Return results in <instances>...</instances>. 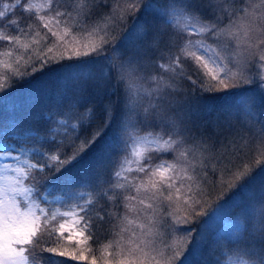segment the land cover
<instances>
[{
	"label": "snow or ice",
	"instance_id": "snow-or-ice-1",
	"mask_svg": "<svg viewBox=\"0 0 264 264\" xmlns=\"http://www.w3.org/2000/svg\"><path fill=\"white\" fill-rule=\"evenodd\" d=\"M107 2L0 3V44L12 49L0 53L8 58L0 59L4 70L0 75V109L8 101L15 110V102L10 99L13 91L34 74L48 71L59 73L57 78L64 82L55 115L68 119L59 123L78 121L72 127L74 136L65 134L62 141L54 136L41 137L43 143L32 148L8 143L7 126L0 125V161H4L0 163V264L88 261L83 251L69 252L64 244L73 242L74 236L80 238L74 241L77 247L94 239L98 243L97 230L111 223L117 215L113 209L122 203L132 212L137 211V204L145 214L149 209L155 212L153 203L138 199L142 192L153 202L179 207L185 187L183 204L191 208L199 231L194 234L191 227H186L192 221L175 212H168L159 223L149 216V225H138L140 235L133 231L127 240L120 235L115 241L116 264H193L205 245L211 264H264V183L256 190L252 187L257 173L264 174V164L237 174L235 182L212 204L193 199L192 184L184 183L194 182L188 172L196 169L187 159L190 149L184 145L198 138L200 117L216 110L213 101H222L225 117L242 116L249 130L259 126L257 130L264 138V23L257 24L264 13L248 0H241L242 6L231 12L227 6L236 0H136L128 12L135 16L140 5L145 17L151 19L136 20L121 37L105 39L104 29L97 25L88 30L87 26L96 10ZM16 9L36 17L46 29L45 39L49 35L53 38L51 46L38 50L39 32L13 19ZM42 10L46 14H39ZM236 11L248 18L240 27L232 20ZM70 19L77 21L82 36H97L99 43L89 39L80 45L72 26H61ZM32 33L35 35L26 42ZM230 44L237 49L235 53ZM81 47L87 51H81ZM28 53L35 58L26 60ZM165 60L168 62L161 63ZM252 61L256 71L247 75ZM153 64L169 74L168 78L151 74L148 69ZM230 64L245 71H233ZM185 81L191 84V90L181 86ZM90 88L97 95L115 99L99 106L92 104ZM79 107H85L86 115L77 111ZM48 115L45 124L53 122V114ZM129 154L140 158L134 170L125 167ZM166 156L172 161L164 159ZM132 171L136 175L130 180L127 173ZM121 180L124 183H118ZM80 188L89 191L79 192ZM132 188L135 195L124 194ZM57 204L68 210L61 212ZM159 228L184 235L159 248ZM126 231L121 228V233ZM111 246L110 242L105 248ZM91 264H97L95 256ZM105 264H111L106 257Z\"/></svg>",
	"mask_w": 264,
	"mask_h": 264
},
{
	"label": "trees",
	"instance_id": "trees-1",
	"mask_svg": "<svg viewBox=\"0 0 264 264\" xmlns=\"http://www.w3.org/2000/svg\"><path fill=\"white\" fill-rule=\"evenodd\" d=\"M125 3L128 4V7L134 3H136V0H124ZM15 0H0V3H14ZM36 3H42L43 0H34ZM73 0H66V3H72ZM158 2L163 3V0H158ZM110 9V0H108L106 5L101 6L96 10L95 16L90 20V22H98L103 16L109 14L108 11ZM139 11L133 16L130 14L131 19L135 18L136 20H140L143 14L142 6L138 5ZM39 14L43 15L46 14V10H42ZM73 17H75L76 13H72ZM237 16V13L235 14ZM233 16V17H235ZM13 19H20L23 24H30L33 29H35L36 32H39V37L41 43L39 45V49L44 48L46 45L49 46L51 43H53V38L49 35L45 39V32L46 29L42 28L39 21L36 19L34 15L31 14H25L22 13L19 9H16L15 14L12 17ZM130 19V20H131ZM151 18L149 17V20ZM225 24L228 23V19L225 18L224 21ZM77 21L70 19L68 20L67 24H64L62 22V27H68L72 26V33L74 36H76L77 41L80 45H83V42H81V29H79L77 26ZM224 25H220V27H223ZM55 30V29H54ZM125 33V31H124ZM16 34V33H12ZM35 33H32L29 36L28 41L30 42L32 36H34ZM116 37L115 32H111L108 38ZM23 38V37H22ZM37 38V37H36ZM198 38V37H194ZM209 44L214 45V41L208 40ZM34 47H36L34 45ZM85 47H81V51H85ZM12 50L11 47L7 44H0V53L6 52ZM15 54V52H14ZM70 54V53H68ZM30 53H28L26 56L29 57ZM153 58H155L154 53L150 54ZM35 57H31V59H34ZM0 59L7 60L8 58L6 56H0ZM168 61H161V63H167ZM230 67L231 64L229 65ZM187 67V66H186ZM148 71L151 74H155L157 76H164L165 79L168 78L169 74H166L161 69L155 67V65H150ZM192 69H189V72H191ZM4 70L0 68V75L4 74ZM59 73H51L48 71H43L40 73L34 74V76L30 79L29 82H26L22 85H20L16 90L13 91L12 97L10 98L12 101L15 102V110H13L12 104L6 101L5 105L2 109H0V125L7 126L6 131L9 134L8 143L14 144L17 147H20L21 145H25L28 148L32 147H38L40 143H43L42 140H40L41 137H55L57 141H62L65 139V134H67L68 137H72L75 135V133L72 131L73 125L78 124L77 120H68L67 125H61L59 123L60 120H67V116H56L55 113L57 111L56 108V101L60 96V93L63 91L64 88V82L59 80L58 77ZM194 80L197 79L196 75H193L192 77ZM146 87L149 85L145 84ZM183 88L187 90H191L192 86L187 81L183 82L181 85ZM89 92H92V98L90 103L96 104V105H102L103 103H107L109 99L115 98L109 97L107 95H97L91 88L88 89ZM71 103V102H69ZM217 105L216 110L211 112V116L209 114H204L200 117V120L202 123H207L205 126H201L199 130L197 131V139L195 141H192L193 144L196 146L198 142H212L213 139L216 140L217 138L224 137L227 132H229L228 128H224V121H226L227 118L225 117V114L221 111L220 105L222 101H213ZM67 111V109H65ZM78 112L85 114V107H79L77 109ZM52 113V119L53 122L50 124H45V121L49 118V113ZM204 121V122H203ZM207 121V122H205ZM231 125V122L229 123ZM230 132L235 129L233 125L231 126ZM54 130V131H53ZM203 134L202 139L200 138V134ZM232 134V133H231ZM229 136L226 137V140L224 141V144H227ZM216 142V141H215ZM226 148L223 147L222 150ZM230 150H227L225 152H229ZM232 153V152H231ZM218 155V154H217ZM159 157L156 158L158 161ZM164 159H168L172 161L171 156H166ZM219 161H222L219 160ZM140 162V158L135 157L132 154L128 155V162L125 164V167L135 169L138 166V163ZM52 175V174H50ZM128 178L131 180L136 173L134 171L127 173ZM188 175H191L194 177V182H190L185 180V186L187 184L191 183L193 188V199L201 200V201H207V204H212L214 201H216L219 193V188L216 187V183L213 182L215 180H211V182L207 179L206 176L203 175V173H198L193 170H189ZM54 178V176H53ZM143 178V177H141ZM262 183H264L263 179H261ZM118 183H124L123 180L118 181ZM177 187H180V181H177ZM131 187V186H128ZM199 189V191H197ZM79 192H85L87 193L89 190L87 188H80L78 190ZM186 187L181 189V198L184 199ZM167 192V191H165ZM135 190L132 188L131 193L130 191H125V195H134ZM54 195H61V193H55ZM51 199V197H50ZM101 203H104V201H101ZM57 206H60L61 209H64L65 207L62 204H57ZM188 207L187 205H185ZM207 206V205H206ZM190 208V207H189ZM117 215L116 217L111 221L110 224L104 225L101 229L97 230V237L99 242H95L94 240H89L86 245H80L79 247L75 246L74 241L76 239H73V242H66L64 244V248H66L69 252H73L76 254H79L81 251L85 255L89 257L88 261L79 262V264H91V258L92 256H95L97 259V264H105L103 261L104 258L101 259L98 257L99 253L101 254V250L105 248L106 245H109V243L116 240L118 237H120L121 228H123L126 220L125 217H127L128 209L123 206V203L119 208L113 209ZM197 211L199 209L197 208ZM197 222H194L195 230L197 229ZM67 234V233H66ZM211 243V239H209V244ZM64 248L60 250H64ZM73 248V249H72ZM76 248V250H75ZM209 249L208 245H205V249L203 254L200 257L193 259V264H211L212 257L208 254Z\"/></svg>",
	"mask_w": 264,
	"mask_h": 264
},
{
	"label": "rangeland",
	"instance_id": "rangeland-1",
	"mask_svg": "<svg viewBox=\"0 0 264 264\" xmlns=\"http://www.w3.org/2000/svg\"><path fill=\"white\" fill-rule=\"evenodd\" d=\"M125 2L126 1L124 0H110V9L108 11L109 14L103 16L98 22L89 21L87 26L88 30H91L94 26L98 25L100 28L104 29V31L107 33V36H104V32L100 33V36H104L105 39H108L110 33L113 31L115 32L117 38L121 37L124 34V31L125 32L130 31L136 19L135 18L131 19L130 17L131 15L128 12V8H129L128 4H126ZM248 2L255 4L257 6L259 13H264V0H248ZM241 6H242L241 0H236L235 4H229L227 7L231 12L239 9ZM244 6L247 5L245 4ZM113 9H117V11L113 12ZM249 11L251 10L249 9ZM236 13L237 16L232 17V20L236 27H240L245 24L248 18L244 16L243 12L236 11ZM146 20H149V17H145V15L142 14V17L140 18L139 21L144 22ZM261 23H264V15L261 16L260 21H257V24H261ZM89 39H91L94 43L97 44L99 43V37L97 36H93L89 38L81 35L80 41L83 42L84 45L89 42ZM51 45L52 43L49 46ZM230 50L233 53L237 51L235 46L231 44H230ZM56 51L59 52V49H56ZM85 51H87V48L85 49ZM16 54H23V53H15L14 55ZM31 57L33 56H31L30 53L28 58L27 56H25V59L29 60V58ZM254 65L255 62L252 61L249 65V68L246 70L247 75H251L256 71V67ZM231 66L234 65L231 64ZM21 67H23V65H21ZM233 71L244 72L245 70L242 67L234 66ZM209 115L211 116V113ZM230 122L231 125H229ZM223 123H226V125L224 124V128L227 127L229 129L228 130L229 132H227V134L224 137L221 138L216 137V140L213 139L212 142H206V143L202 142L203 144L202 146H198L201 145V142H198V144L195 146L192 141H189L184 145V148L190 149L187 159L196 165L195 172L203 173V175L206 176L210 182L211 180H215L213 182H215L216 183L215 186L219 188L218 197L222 193L227 191L228 186L230 184L235 182V177L237 174L244 172L246 170L254 169L258 164H264V138L261 137V135L257 130L259 126H257V128H254L252 130H249V128L245 126L242 116H236V115L230 116ZM206 124L202 123V126H205ZM232 125L233 127L235 126L234 127L235 129H233V131L230 132ZM227 136H229L228 142L227 144L223 145ZM223 147L226 148L222 150ZM227 150L230 151L227 153L225 152ZM14 155H16V153H14ZM221 159L222 161H219ZM3 162L4 161H0V163ZM8 162H12V161H8ZM213 168L215 169V172L212 171ZM261 179L264 180V174L257 173V178L252 186L253 190L258 189L259 186L262 184ZM135 194L136 193H134V195ZM164 195L167 196L168 192H164ZM141 198L145 199V204L153 203V207L156 209V211L153 212L152 209H149L147 211V214H145L143 211L139 210L142 207L139 204L136 205L137 207L136 212L128 211L127 220H132L134 221V223L129 225L126 220L123 228H127L128 231L124 233H120V235L124 236L125 240L128 239L130 232L134 231L138 235H140L141 229L138 227V225L139 224L149 225V219H148L149 216H152L157 221V223H159L160 221L166 219L167 213L170 211L175 212L177 215L181 217L187 216V218L191 220L192 223L186 225V227H191L194 230V234L195 231H199L200 224L199 223L197 224V229L195 230L194 222L196 220L192 216L191 208L186 207L185 204H183V199L181 198V194H180L181 202L179 207H177L176 204H173L171 207H169L168 204L163 201L153 202L143 192L140 194V196H138V199ZM236 211H239V209H237ZM200 219L202 220L203 218ZM167 223H171V220H167ZM69 226H71V221ZM79 230H80L79 228L74 229V231H79ZM158 231L160 235L156 237V240H157V246L159 248H163L164 245L171 244L174 240H177L184 235V233L182 232L169 233L166 228H159ZM119 238L120 237H118L116 240H118ZM73 239H80V238L74 236ZM116 240L112 242L111 247L103 248L101 250V254L100 253L98 254L100 255L98 256L100 259L103 257L104 258L103 260H105L106 257L107 260L111 262V264H116V258H115V253L117 251L115 246ZM188 247L190 248L191 245L189 244ZM109 252L112 253V255H106ZM103 262L105 263V261Z\"/></svg>",
	"mask_w": 264,
	"mask_h": 264
}]
</instances>
